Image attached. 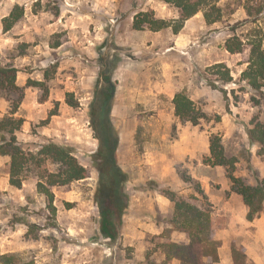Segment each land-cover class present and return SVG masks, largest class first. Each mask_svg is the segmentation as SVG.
I'll use <instances>...</instances> for the list:
<instances>
[{
    "label": "rangeland",
    "instance_id": "obj_1",
    "mask_svg": "<svg viewBox=\"0 0 264 264\" xmlns=\"http://www.w3.org/2000/svg\"><path fill=\"white\" fill-rule=\"evenodd\" d=\"M209 2L221 9L219 21L208 23L202 10L179 33L171 26L149 37L148 29L133 28L134 18L149 12L160 19L155 9H161L159 14L174 24L179 12L173 4L0 0V62L19 70L17 84L25 93L15 115L24 119L19 142L33 152L47 140L69 147L91 171L86 179L51 187L56 214L50 220L53 214L37 183L44 167L54 166H30L19 189L10 184L11 158L0 156V254L33 264L160 263L164 256L158 244L167 240L175 205L161 193L164 187L197 205L202 189L215 214L240 213L243 198L233 192L227 168L205 160L210 139L217 135L227 156L236 158L234 177L254 184L264 175V155L246 130L255 117L264 120V80L254 89L244 76L247 54L226 49L233 36L264 47V0ZM16 6L24 14L6 30L5 20ZM219 63L230 70L228 83ZM34 82H45L48 94ZM106 83L114 88L108 121L119 138V165L128 174L129 205L114 242L102 231L95 198L99 172L92 161L100 145L99 93ZM178 93L191 98L204 115L197 124L175 115ZM9 114L8 98L0 92V118ZM230 233L242 239L255 264H264V219L239 222ZM213 236L227 240L218 231ZM170 239L189 242L185 233H171Z\"/></svg>",
    "mask_w": 264,
    "mask_h": 264
},
{
    "label": "trees",
    "instance_id": "obj_2",
    "mask_svg": "<svg viewBox=\"0 0 264 264\" xmlns=\"http://www.w3.org/2000/svg\"><path fill=\"white\" fill-rule=\"evenodd\" d=\"M164 1L173 4L178 9L179 18L175 20L176 23L173 24L165 19L153 17V14L149 12H142L134 18L133 28L157 32L172 26L174 33L177 34L183 28L185 21L202 10H204L208 23H215L222 17L221 9L212 5L209 0ZM23 14V9L16 6L5 20L6 30H10ZM249 15H251V11H249ZM226 49L233 54H247L244 62L249 65L244 76L254 89L259 90L263 86L260 79L264 80V47L262 42L255 39L244 41L238 36H233L227 41ZM216 67H225L226 71L222 78L225 83L232 80L230 70L226 65L219 63ZM18 72L19 70L14 65L0 62V92L6 94L10 103V114L0 118V156L11 158L10 184L19 189L23 187L24 172L30 166L33 165L39 170H42L46 164L54 166L52 170L44 167L37 183L38 192L46 196L48 208L53 214L50 220H54L56 214L55 194L51 187L86 179L90 177L91 171L80 162L69 147L47 140L41 144L38 151L33 152L27 151L19 142L18 134L23 129L24 119L15 115L23 102L25 93L24 88L17 84ZM48 77L49 75L46 73V80ZM35 84L44 90V94H48L49 89L45 82H34ZM99 94L102 99L96 115L101 129L98 136L100 145L92 159L93 165L99 172L95 198L101 215L103 234L114 242L118 238L123 216L129 205L126 191L128 174L119 165L117 157L119 138L112 124L108 121L114 88L106 83ZM43 99L46 100L45 97ZM67 102L74 107L78 106V103L70 99H67ZM173 102L175 115L180 120L197 124L199 119L204 116L194 101L184 93H178ZM246 130L251 143L259 147L260 155H264V120L255 117L246 127ZM205 162L211 166L227 168L228 175L232 179L233 192L241 195L249 208L247 215L249 221H254L264 214V177L257 178L254 184H250L242 178L234 177L232 173L235 169L236 158L227 156L222 140L217 135H213L210 139V155ZM160 191L175 205L173 217L169 222L170 227L164 233L167 240L158 244L164 259L160 263L154 262L152 264H172L174 260L180 264H215L220 262L222 241L216 239L213 234L216 230L227 228V219L214 213L213 205L208 201L204 191L198 189V193L203 198L201 205L178 199L177 193L169 187H164ZM55 226L54 223H50L48 227ZM173 232L185 233L189 237V242L179 243L171 240L170 235ZM231 249L234 264L247 263L248 256L243 246H238L236 242H232ZM0 263L33 264L20 262L15 254H0Z\"/></svg>",
    "mask_w": 264,
    "mask_h": 264
},
{
    "label": "crops",
    "instance_id": "obj_3",
    "mask_svg": "<svg viewBox=\"0 0 264 264\" xmlns=\"http://www.w3.org/2000/svg\"><path fill=\"white\" fill-rule=\"evenodd\" d=\"M160 11H161V9H155V12H156L157 16L160 17V19H165L166 18L165 16H161V14H159ZM144 32L149 37H154V36H160L162 34V32H165V31L161 30V31L155 32V31H152V30L148 29V30H145ZM263 177H264V175H263ZM160 197H161V199H159V200L162 201V203H166L167 202L166 199L163 196H160ZM222 211H225V209L222 210ZM225 212L226 213L223 212L224 214H222L221 210H220V212H218L216 214L217 216L225 217L227 219L228 226L224 230H216V231L220 232L221 234H223V236L226 237L227 240L221 238L220 241L223 240L222 247L220 248L221 260H220V262L215 263V264H234V260H233V257H232V249H231L232 242H236L238 246H243L245 248V251H246L247 256H248L246 264H255L254 259H252L250 257L248 249L244 246V244L242 242V239L238 235H235L234 233H232V234L230 233L231 234L230 235L229 232L231 231L233 226L235 224L239 223V222L248 223V222H259V221L263 220L264 219V214L260 218L255 219L254 221H249L248 218H247V215H248V212H249V208L244 203V201L242 203V207H241L240 213L236 214V211H231L230 209H227V211H225ZM175 233H181V232H173V234H175ZM216 239H218V238H216Z\"/></svg>",
    "mask_w": 264,
    "mask_h": 264
}]
</instances>
